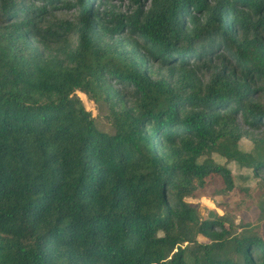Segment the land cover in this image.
<instances>
[{
	"label": "trees",
	"instance_id": "16d2710c",
	"mask_svg": "<svg viewBox=\"0 0 264 264\" xmlns=\"http://www.w3.org/2000/svg\"><path fill=\"white\" fill-rule=\"evenodd\" d=\"M212 153L259 225L264 0H0V264H264L186 200L234 189Z\"/></svg>",
	"mask_w": 264,
	"mask_h": 264
},
{
	"label": "rangeland",
	"instance_id": "374dc122",
	"mask_svg": "<svg viewBox=\"0 0 264 264\" xmlns=\"http://www.w3.org/2000/svg\"><path fill=\"white\" fill-rule=\"evenodd\" d=\"M110 3L119 9L125 10L131 3V0H110ZM58 15L62 18L72 19L75 16V11L73 9H61L57 11ZM119 87V86H117ZM84 101L87 109L92 111V114L96 116L97 121H100V125L105 130H110V121L106 120L103 116L107 111L102 106H95L91 104L84 95L80 94ZM245 129V126H243ZM252 142L248 136L244 135L239 140V146L244 150H250L252 147ZM212 158L220 164H225L231 171L234 180V189L227 193L212 194L210 192H205L196 198H187L186 200L190 203L195 204L198 207L199 215L201 218L206 219L214 215H224L229 221L234 222L236 227H233L237 232L240 231L241 225L244 223H255L258 225V215L259 210L257 207H249L245 204L238 207L236 205L238 199L237 187L244 185L255 186L258 179L254 176L251 169L242 168L236 162H228L225 158L221 157L217 153H212ZM203 157L200 158L202 160ZM228 225V222L226 223ZM259 231L264 238V220L258 225ZM198 241L208 242V239L198 235Z\"/></svg>",
	"mask_w": 264,
	"mask_h": 264
}]
</instances>
